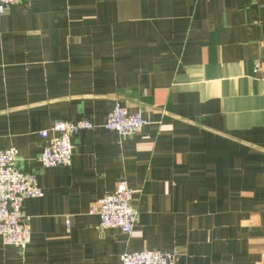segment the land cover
<instances>
[{"label":"crops","instance_id":"obj_1","mask_svg":"<svg viewBox=\"0 0 264 264\" xmlns=\"http://www.w3.org/2000/svg\"><path fill=\"white\" fill-rule=\"evenodd\" d=\"M117 104L148 124L125 139L103 128ZM82 117L98 127L72 139L71 164L42 168L39 132ZM9 147L44 195L24 201V250L0 238V264H110L145 249L177 251V264H264V0L13 7L0 15ZM121 178L138 211L128 235L90 213Z\"/></svg>","mask_w":264,"mask_h":264},{"label":"built area","instance_id":"obj_2","mask_svg":"<svg viewBox=\"0 0 264 264\" xmlns=\"http://www.w3.org/2000/svg\"><path fill=\"white\" fill-rule=\"evenodd\" d=\"M31 0H0V15L15 6ZM254 72L260 70L259 63L253 65ZM148 124L140 112L129 113L126 107L117 104L107 114L103 128L116 132L120 138L142 131ZM88 118L77 120H56L49 129L39 132L42 144L39 162L42 168L70 165L74 148L73 138L82 130L97 128ZM18 149H0V238L5 245H14L24 250L31 239L29 217L25 213L24 201L41 198L44 192L38 185L37 171L22 170L18 166ZM135 191L127 180L117 181L114 191L98 199L90 207V213L99 217L102 229L115 228L128 235L136 226L138 211L133 205ZM24 209V210H23ZM69 227V220H65ZM118 261L110 264H177V251H158L145 249L123 253Z\"/></svg>","mask_w":264,"mask_h":264}]
</instances>
